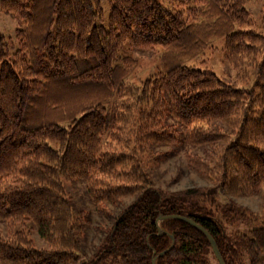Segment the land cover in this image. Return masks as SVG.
Here are the masks:
<instances>
[{"label": "trees", "instance_id": "16d2710c", "mask_svg": "<svg viewBox=\"0 0 264 264\" xmlns=\"http://www.w3.org/2000/svg\"><path fill=\"white\" fill-rule=\"evenodd\" d=\"M256 2L259 30L245 28ZM0 11L19 23L0 33V264H219L192 224L165 218L159 234L169 214L209 231L225 264H264V218L231 200L264 187V0H0ZM219 39L248 87L188 64ZM158 46V69L129 83L130 52ZM163 146L187 148L218 190L155 186ZM76 179L94 205L135 197L91 254L88 212L65 186Z\"/></svg>", "mask_w": 264, "mask_h": 264}, {"label": "rangeland", "instance_id": "374dc122", "mask_svg": "<svg viewBox=\"0 0 264 264\" xmlns=\"http://www.w3.org/2000/svg\"><path fill=\"white\" fill-rule=\"evenodd\" d=\"M247 7L250 9L251 15L249 24L244 27L257 28V30H259L258 27L261 24L260 21L262 17L261 2L253 3L250 7ZM108 11V4H104V18L108 15ZM17 27H19V23L16 17L12 16L10 13L0 11V33L5 36H13L14 30ZM223 44V39L216 40L212 44V47L205 50L199 57L189 61L188 64L199 69L213 72L217 78L225 84H231L236 87H248L249 81L244 77L241 78L238 76V70L232 68L224 60ZM160 50L161 46H158L154 50H133L130 52L137 57V66L128 78L129 83L139 85L144 79L158 69ZM213 148L214 146L206 145V148H192L189 149L188 152L193 153V155H203L205 149L209 152L213 150ZM186 149L181 146H163L155 148L156 152L162 153V156L159 157L160 161L154 170L156 180V184L154 185L167 188L171 191L192 186H206V188L216 192L218 189L214 183L203 180L193 169L188 167L185 157ZM65 186L68 194L72 198L73 206L77 209H85L88 212L87 217L90 223L85 226L86 232L83 251L86 254H91L116 215L123 207L132 202L135 197L126 196L113 203L103 202L94 205L89 199L84 181L78 179L69 180L65 182ZM208 196L212 198L213 193H210ZM231 200L257 214L259 218H264V187L258 194L251 196H235L231 197ZM260 223L261 221L258 219L254 222H250L251 225H249V227L258 226ZM7 225L8 221H0V231L4 234L6 233ZM242 226L243 225H239L240 228H242ZM15 228H18V226ZM230 230L231 229L228 227L227 231ZM29 237L37 247L47 246L45 240L39 237L34 228L29 231Z\"/></svg>", "mask_w": 264, "mask_h": 264}, {"label": "water", "instance_id": "95a60500", "mask_svg": "<svg viewBox=\"0 0 264 264\" xmlns=\"http://www.w3.org/2000/svg\"><path fill=\"white\" fill-rule=\"evenodd\" d=\"M165 218H177V219H181V220H184L190 224H192L193 226L197 227L199 230H201L205 235L206 237L208 238L209 242H210V245H211V248L213 250V253L218 261L219 264H225L220 252H219V249L217 247V244L214 240V238L212 237V235L209 233V231H207L203 226H201L200 224H198L197 222H195L193 219H191L190 217L188 216H184V215H179V214H169V215H164V216H159L157 218V225L159 223V221L165 219ZM158 233L160 234L161 233V230L159 228V225H158ZM155 262V257L152 258V264H154Z\"/></svg>", "mask_w": 264, "mask_h": 264}]
</instances>
